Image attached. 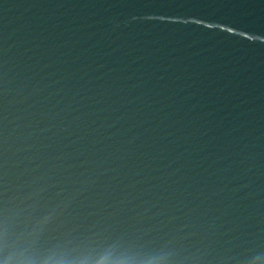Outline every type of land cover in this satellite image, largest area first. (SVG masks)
Here are the masks:
<instances>
[{"label":"water","instance_id":"1","mask_svg":"<svg viewBox=\"0 0 264 264\" xmlns=\"http://www.w3.org/2000/svg\"><path fill=\"white\" fill-rule=\"evenodd\" d=\"M0 264H264V0H0Z\"/></svg>","mask_w":264,"mask_h":264}]
</instances>
